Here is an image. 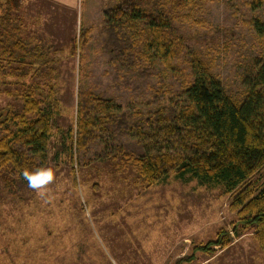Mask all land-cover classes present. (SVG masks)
Here are the masks:
<instances>
[{
	"label": "rangeland",
	"instance_id": "rangeland-1",
	"mask_svg": "<svg viewBox=\"0 0 264 264\" xmlns=\"http://www.w3.org/2000/svg\"><path fill=\"white\" fill-rule=\"evenodd\" d=\"M115 3L0 0V14L7 4L20 21L27 50L38 47L52 59L31 70L27 63L12 70L16 77L0 79V112L18 115L25 86L39 85L35 98L51 122L41 167L54 172L51 182L36 189L11 165L0 168V264H264L254 230L242 229L230 210L236 192L174 175L147 186L134 162L145 149L132 128L136 118L127 120L126 134L110 126L84 150L69 151V136H77L80 91L138 113L143 121L182 97L176 78L156 61L137 62L131 72L109 67L103 12ZM147 9L164 16L182 44L172 66L189 78L187 53L196 54L211 65L227 96L243 98L264 63V43L251 25L264 24V0H202L180 8L152 0ZM83 30L87 41L71 54V42ZM153 92L161 94L159 104ZM4 136L0 127V139ZM257 179L264 181V169L251 181ZM225 234V248L199 250Z\"/></svg>",
	"mask_w": 264,
	"mask_h": 264
},
{
	"label": "trees",
	"instance_id": "trees-1",
	"mask_svg": "<svg viewBox=\"0 0 264 264\" xmlns=\"http://www.w3.org/2000/svg\"><path fill=\"white\" fill-rule=\"evenodd\" d=\"M151 1L116 0L114 6L103 12L109 67L131 72L137 70V62L156 61L176 78L181 99L166 107L159 106L143 121L138 113L122 112L119 106L91 92L80 91L77 136H69V151L84 150L95 142L97 134L107 132L110 126H115L119 134H126L127 120L136 118L132 128L138 131L139 142L145 149L134 162L147 186L174 175L180 180L190 177L202 185H220L227 194L236 192L230 210L236 211L242 229L254 230L256 242L264 248V181L261 184L258 179L251 181L264 169V63L257 66L243 98L237 100L225 94L211 65L196 54L187 53L189 78L185 77L171 65L183 50L182 44L168 20L147 9ZM165 1L180 8L202 0ZM3 6L0 79L16 77L12 70L18 71L27 63L31 65L29 70L35 64L48 65L52 59L38 47L27 50L30 43L21 36L17 24L20 21L10 16L9 5ZM251 25L264 43V24L254 20ZM86 34L83 30L78 40H72L71 54L85 44ZM5 68L9 70L7 74L3 73ZM145 71L150 73L151 69ZM40 90L39 85L32 83L25 86L20 94L23 108L18 115L11 114L10 109L5 114L0 112V127L5 132L0 139V168L11 165L24 179L26 170L38 169L45 163L50 138V116L35 98ZM152 96L155 104H159L161 94L153 92ZM50 97L49 90L46 98ZM30 115L36 117L29 119ZM233 229L236 231L235 226ZM228 244L225 234L199 250L208 253L212 246L225 248Z\"/></svg>",
	"mask_w": 264,
	"mask_h": 264
},
{
	"label": "clouds",
	"instance_id": "clouds-1",
	"mask_svg": "<svg viewBox=\"0 0 264 264\" xmlns=\"http://www.w3.org/2000/svg\"><path fill=\"white\" fill-rule=\"evenodd\" d=\"M24 177L29 181L30 187L39 189L53 180L54 172L51 168L41 167L32 171L26 170Z\"/></svg>",
	"mask_w": 264,
	"mask_h": 264
}]
</instances>
